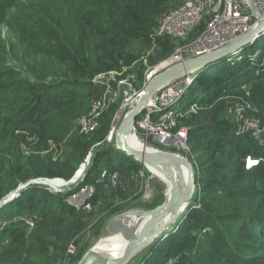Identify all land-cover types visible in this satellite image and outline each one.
Here are the masks:
<instances>
[{
    "label": "trees",
    "instance_id": "1",
    "mask_svg": "<svg viewBox=\"0 0 264 264\" xmlns=\"http://www.w3.org/2000/svg\"><path fill=\"white\" fill-rule=\"evenodd\" d=\"M181 2L0 0V201L28 181H69L99 149L78 180L93 187L90 209L68 202L78 185L64 193L40 183L0 205V264H73L104 221L141 196L142 167L106 137L122 101L118 80L133 73L144 48L157 46L148 58L154 64L204 29L208 15L180 43L154 36L159 17ZM136 64L140 89L143 63ZM109 73L115 79L107 91L96 80ZM192 78L176 120L189 128L197 192L188 213L139 264H264V143L237 134L221 114L239 100L264 126V32ZM102 99L98 126L80 132L78 118ZM247 155L263 161L246 170ZM72 244L75 253L68 252Z\"/></svg>",
    "mask_w": 264,
    "mask_h": 264
},
{
    "label": "water",
    "instance_id": "2",
    "mask_svg": "<svg viewBox=\"0 0 264 264\" xmlns=\"http://www.w3.org/2000/svg\"><path fill=\"white\" fill-rule=\"evenodd\" d=\"M249 5L255 20L247 31L216 49L189 56L162 69L142 87L129 103L126 104L117 121L116 118H114L113 124L115 131L112 135L111 147L115 152L137 162L142 167V171L145 170L147 174V167L157 169L161 172L170 185L172 200L169 201L166 199L163 202L158 209L157 217L145 216V220L139 222L134 231L130 234H123V241L120 244L103 243L101 240L104 236L118 232L116 230L120 227V223H115L116 219L126 216L130 211V207L138 201H132V203H129L125 208L110 215L104 221L96 241L87 247L73 264H139L152 246L167 235V233L171 232L188 213L193 204L197 188L195 164L192 161L190 152L179 146H170L154 142L152 139V132L141 131L140 128L136 126V120L142 116L143 112L148 107L156 102L158 94H160L166 86L181 78L187 76L191 77L208 65L237 53L264 32V14L259 13L251 3ZM136 128L138 129V136L142 143L140 149L129 144L131 132ZM147 145H154L153 151L147 150ZM98 150L99 149H96L92 154H88L87 158H89V162L85 169L82 173L78 174L80 167L84 164L82 163L73 178H71V182L83 177L87 173ZM168 151L178 152V155H181L184 159L186 167H178L174 161L167 156V153H169ZM186 177L188 182H185L184 187H181L178 183V178H180L181 182ZM60 182L63 183V181ZM36 183L51 185L49 181H28L24 184H20L16 190L3 197L0 201V205L13 198L20 190L30 184ZM66 184L67 182H64L61 185L64 192L67 191L65 187Z\"/></svg>",
    "mask_w": 264,
    "mask_h": 264
},
{
    "label": "built area",
    "instance_id": "3",
    "mask_svg": "<svg viewBox=\"0 0 264 264\" xmlns=\"http://www.w3.org/2000/svg\"><path fill=\"white\" fill-rule=\"evenodd\" d=\"M250 3L259 13L264 14V0H182L177 6L162 14L159 17L154 36L159 38L168 37L178 42L189 38V34L200 25L204 15H208V18L205 20L204 29L195 39L183 44L179 42L180 44L176 45L174 51L169 56L146 67L143 72V84L145 85L156 73L169 65L189 56L216 49L247 31L255 20L249 5ZM153 46L157 48L155 44H153ZM133 79L134 75L128 74L125 78L118 80V86L122 89L124 86L131 87ZM192 80V76H187L166 86L161 91V95H159L156 102L144 111L142 114L143 117H140L136 121L139 125L138 127L152 132L154 138L159 143L179 146L189 151L187 146L189 128H180L175 137L172 138L171 134L163 130L162 127H164L163 125L166 121L170 126L174 125V119L176 120L183 108L179 100L190 86ZM129 90L130 93L126 94L121 101V105L117 112L118 116L128 101H131L130 99L137 93L131 89ZM105 103V99L94 102L88 116L83 117L88 120L86 121L81 118L82 120H79L80 123L78 121L80 132L89 133L97 126V118ZM195 108V105L189 107L191 111H195ZM248 110L250 111V105L248 103L232 100L226 106L225 114L235 123L237 134L242 135L249 133L256 142L263 144L264 126L260 124L259 120L254 115L248 114ZM153 114H158L159 116L164 114L163 121L158 126H155L153 124L154 122H150ZM113 131L114 128L111 130L110 134L108 133L107 141H111ZM262 161V156L253 157L247 155L244 159V168L246 170L251 169L253 166L259 165ZM103 174H105V172H103ZM84 186L85 192L82 195L83 198L81 201L78 203L74 202L75 197L73 196L75 195L68 198V202L76 208L81 206L90 208L88 200L93 193V187L90 185ZM80 189L79 191H81ZM27 223L32 225L30 221H27Z\"/></svg>",
    "mask_w": 264,
    "mask_h": 264
},
{
    "label": "rangeland",
    "instance_id": "4",
    "mask_svg": "<svg viewBox=\"0 0 264 264\" xmlns=\"http://www.w3.org/2000/svg\"><path fill=\"white\" fill-rule=\"evenodd\" d=\"M1 32H2V34L5 36V37H7V34H8V31H7V29L6 28H2L1 29ZM156 48H155V46H153V45H149L148 47H146V48H144V50H143V52L141 53V55H140V58L138 59V61L137 62H142L143 63V70H142V73L145 71V69H146V67L147 66H149V65H151L150 63H149V61H148V58H149V56H151V55H154L155 53H156V50H155ZM10 58L12 59L11 61H10V63L11 64H13V65H16L17 63H16V59H15V57L14 56H10ZM9 58V59H10ZM160 61V60H159ZM136 62V63H137ZM133 64L131 67H129V70L131 71V72H133V73H135V71H136V67H137V65L138 64ZM133 73H130V74H132V75H134ZM129 74V73H128ZM113 79H115V75L114 74H111V73H109V74H106V75H101V76H99V77H97V82H102V83H104V84H106L107 85V88H109L108 86H111V81L113 80ZM134 79H135V77H134ZM133 79V80H134ZM143 86H144V84H143ZM142 86V87H143ZM142 87L140 88V89H137L136 88V86L134 85V81H133V84H131V87H128V86H124V88L122 89V92L120 91V95H121V100H123V98L126 96V94H128V93H130V90L129 89H131L132 91H135V92H139L141 89H142ZM121 88V87H120ZM108 91V90H107ZM136 93V94H137ZM120 95H116V97L114 98V100H119L120 99ZM136 95H133V97L130 99V100H132L134 97H135ZM102 97H108L107 96V93L106 92H104L103 94H102ZM130 101H128V103H129ZM126 106V105H125ZM89 113V112H88ZM88 113H86V114H84V115H82L81 117H79L78 118V120H77V127L80 129V126H79V123H80V121L82 120L81 118H83V117H86V116H88ZM158 114H160V113H158ZM158 114H155V115H157V116H155V118L153 119L152 117H151V119H150V122L152 121V122H154L153 124L155 125V126H158L162 121H163V118H164V114H161L160 116L158 115ZM221 114L222 115H226L225 114V109H222V111H221ZM119 116H120V114H119ZM99 117H100V114H99V116H98V118H97V121L99 120ZM141 117H143V116H141ZM114 118H116V121H117V119H118V115H117V113H116V115H115V117ZM150 118V117H149ZM81 119V120H80ZM120 119V118H119ZM80 120V121H79ZM83 120H88L87 118H83ZM78 121H79V123H78ZM174 121H175V123H174V125L173 126H170L168 123H167V121L164 123V127H162V129L163 130H165V131H167L169 134H171V137L173 138V137H175V135H176V133H177V131L180 129V128H182V127H185V126H178V120H175L174 119ZM151 122V123H152ZM98 126V125H97ZM96 126V127H97ZM136 126L138 127L139 125H138V123H136ZM96 127L93 129V130H95L96 129ZM114 128V124L112 123V125H111V127H110V129H109V134H110V132H111V130ZM137 129V128H136ZM93 130H91V131H93ZM140 130L141 131H143V132H149L148 130H145V129H142V128H140ZM114 131H115V129H114ZM114 131L112 132V135H113V133H114ZM137 131H138V129H137ZM108 136V135H107ZM139 137V136H138ZM152 139H153V141L154 142H157V140L154 138V134H152ZM158 143V142H157ZM167 145H170V144H167ZM170 146H173V145H170ZM86 159V158H85ZM85 161V160H84ZM192 161L194 162V159H193V157H192ZM89 162V160L88 161H86V163H85V165L84 166H86L87 165V163ZM148 171V170H147ZM77 172V171H76ZM196 170H195V176H196ZM141 176H143V179H141V180H143V193L141 194V196L136 200V201H138V202H136V201H133V202H136L134 205H132L130 208H133V207H144V208H146V209H151V208H153V207H155L157 204H159L161 201H159L160 200V198H161V193L160 192H158L157 191V189H156V187H158V184H157V180L154 178V176L148 171V174H147V172L145 171V170H143L142 172H141ZM72 180V179H71ZM71 180L69 181V185H67V187L68 186H71V187H75V185H77V183H78V181L76 180V184H74V185H72L71 183ZM44 181V180H43ZM51 183H53V182H51ZM63 183H64V181H63ZM63 183H55V184H51L50 186H47L48 187V190L49 191H51V192H55V185L56 184H60V185H62ZM59 185V186H60ZM87 186V185H86ZM151 186H154V189H155V191H154V197H153V199L151 200V201H149V202H142V201H144V198L145 199H148V198H150V195H151V192H150V190H149V188H152ZM78 187L80 188V187H82L80 190L81 191H79L78 192V190H76L72 195H75V196H73V197H75V200H74V202H76V203H78L79 201H81V199L83 198L82 197V195H83V193L85 192L84 191V187L85 186H82V185H78ZM163 187V186H162ZM196 192H197V190H196ZM196 194V193H195ZM91 198V197H90ZM142 200V201H141ZM132 203V202H131ZM90 209V208H89ZM93 233H94V231H92ZM91 233V232H90ZM90 233H88V236L90 235ZM98 235L99 234H97L95 237L94 236H92V237H90L89 238V242H88V244L83 248L84 250L83 251H85L86 249H87V247H89L90 245H92L95 241H96V239L98 238ZM78 249V248H77ZM76 246L75 245H70L69 247H68V252L69 253H75L76 252ZM83 253V252H82Z\"/></svg>",
    "mask_w": 264,
    "mask_h": 264
},
{
    "label": "bare ground",
    "instance_id": "5",
    "mask_svg": "<svg viewBox=\"0 0 264 264\" xmlns=\"http://www.w3.org/2000/svg\"><path fill=\"white\" fill-rule=\"evenodd\" d=\"M158 94L157 98L159 97ZM157 100V99H156ZM129 144L132 145L135 148L140 149L142 147V143L140 141V138L138 137V131L137 129H133L131 132V136L129 139ZM154 146V145H153ZM153 146L147 145V150L153 151ZM169 153H167V156L172 159L174 161V163L178 166V167H186V164L184 163V159L181 157V155H178L179 153L176 151H168ZM89 158L86 159V161ZM80 167L78 174L82 173L83 170L85 169L86 166L85 163ZM148 171L154 176V178L163 186L164 190H163V200L157 204L155 207L151 208V209H146L144 207H133L130 208V211L126 214V216H122V218H117L115 223H120V227L117 228L116 231H118L115 234H110L108 236H104L101 240V242L103 243H111V244H120L123 241V234L126 233H131L132 231H134L136 229V225L145 220V216H150V217H157L158 214V209L160 208V206L163 204V202L167 199V200H172L171 198V193H170V185L168 183V181L166 180V178L163 176V174L161 172H159L157 169H153L151 167H147ZM185 182H188L187 177L183 179V181L180 182V178H178V183L180 184L181 187H184ZM50 184H55L56 182H49ZM60 185V184H59ZM58 184L55 185V188L60 187ZM152 188H149L151 195L150 198L145 199L142 202H149L153 199L154 197V186H151ZM169 206L171 207V204L169 203ZM168 206V208H169ZM115 225V224H113ZM115 231V232H116Z\"/></svg>",
    "mask_w": 264,
    "mask_h": 264
},
{
    "label": "clouds",
    "instance_id": "6",
    "mask_svg": "<svg viewBox=\"0 0 264 264\" xmlns=\"http://www.w3.org/2000/svg\"><path fill=\"white\" fill-rule=\"evenodd\" d=\"M187 89H188V88H187ZM184 93H185V92H184ZM179 102H180V105H181V99L179 100ZM181 107H183V106L181 105ZM143 113H144V112H143ZM118 117H119V116H118ZM139 118H140V117H139ZM139 118H138V119H139ZM138 119H137V120H138ZM137 120H136V121H137ZM106 139H107V137H106ZM109 143H111V141H109ZM89 153H90V152H89ZM89 153H88V154H89ZM87 156H88V155H87ZM87 156H86V159H87ZM86 159H84V160L86 161ZM85 161H83L82 163H84ZM82 163H81V164H82ZM81 164H80V165H81ZM79 167H80V166H79ZM78 169H79V168H78ZM103 172H106V171H103ZM103 172H102V174H103ZM103 175H104V174H103ZM81 178H82V177H81ZM81 178L75 179V181H73L71 184H72V185L76 184V180L78 181V180L81 179ZM70 180H71V179H70ZM70 180H69V181H70ZM69 181H67V184H66V186H65V187L67 188V191L64 192V191L62 190V187H61V186L58 187V188H55V189H56L55 191H57V192H64V193H67L68 191H70L71 188H73L74 186H73V187H71V186H68V187H67V185H69V184H68ZM39 182H41V181H39ZM49 182H50V181H49ZM65 183H66V182H65ZM40 184H43V183H40ZM43 185H46V184H43ZM77 185H79V182L77 183ZM77 185H75V186H77ZM46 186H50V185H46ZM83 186H84V185H83ZM90 186H91V185H90ZM80 188H81V187H80ZM80 188H79V189H80ZM79 189H78V191H79ZM74 192H75V191H74ZM74 192H73V193H74ZM73 193H71V194L69 195V197H71ZM16 195H17V194H16ZM67 200H68V199H67ZM69 203H70V202H69Z\"/></svg>",
    "mask_w": 264,
    "mask_h": 264
}]
</instances>
